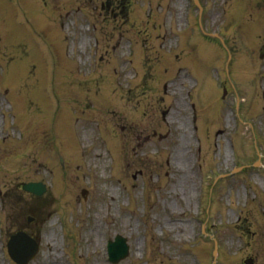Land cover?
I'll list each match as a JSON object with an SVG mask.
<instances>
[{"label":"rangeland","instance_id":"obj_1","mask_svg":"<svg viewBox=\"0 0 264 264\" xmlns=\"http://www.w3.org/2000/svg\"><path fill=\"white\" fill-rule=\"evenodd\" d=\"M108 1L0 0V264H16L6 239L18 230L40 244L27 264H264L263 61L252 51L244 63L248 36L233 33L230 76L244 114L219 119L236 98L222 97L226 55L199 33L192 1ZM201 1L209 31L223 2H237ZM255 38L245 43L264 41ZM169 55L179 57L174 66ZM82 81L98 94L83 93ZM110 93L122 101L111 123L101 115L98 124L89 102L95 116L106 113ZM253 146L263 156L255 167ZM26 181L47 190L32 198L18 190ZM116 234L130 247L112 263L106 246Z\"/></svg>","mask_w":264,"mask_h":264},{"label":"bare ground","instance_id":"obj_2","mask_svg":"<svg viewBox=\"0 0 264 264\" xmlns=\"http://www.w3.org/2000/svg\"><path fill=\"white\" fill-rule=\"evenodd\" d=\"M94 261H95V263L97 262V258L96 257L94 258Z\"/></svg>","mask_w":264,"mask_h":264}]
</instances>
